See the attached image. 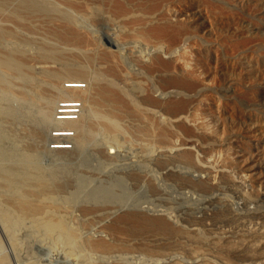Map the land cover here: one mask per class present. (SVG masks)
I'll return each instance as SVG.
<instances>
[{
  "label": "rangeland",
  "instance_id": "1",
  "mask_svg": "<svg viewBox=\"0 0 264 264\" xmlns=\"http://www.w3.org/2000/svg\"><path fill=\"white\" fill-rule=\"evenodd\" d=\"M78 1L0 4L23 13L46 8L48 15L78 19L98 36L111 34L128 77L119 69L104 73L120 84L125 79L130 97L148 108L141 95L161 101L157 117L165 137L155 150L143 145L149 136L140 137L139 130L146 116L118 105L121 129L108 131L97 117L95 141L83 158L52 160L37 141L20 142L36 155L34 166L18 164V194H35L42 174L61 179L75 189L60 200L79 214L70 221L82 239L70 245L68 257L67 246L52 235L27 222L6 227L0 215V255L7 254L9 264H264V0H86V7ZM115 1L126 9H111ZM136 12L181 22L180 42L165 37L154 45L133 37L137 24L129 19ZM86 59L97 72L111 56ZM162 59L172 62L151 64ZM180 102L183 107L175 108ZM93 103L96 111H109L103 101ZM40 105L33 99V107ZM105 142L124 153L108 159L100 149ZM0 192L1 199L12 194L1 186ZM164 211L171 216L166 226L158 218ZM88 236L103 237L109 246L94 247L85 242Z\"/></svg>",
  "mask_w": 264,
  "mask_h": 264
},
{
  "label": "bare ground",
  "instance_id": "2",
  "mask_svg": "<svg viewBox=\"0 0 264 264\" xmlns=\"http://www.w3.org/2000/svg\"><path fill=\"white\" fill-rule=\"evenodd\" d=\"M75 3L84 7L88 5L86 0ZM24 5L27 7V4ZM114 6L118 10L126 9L123 3L117 1L111 3L110 8L113 9ZM32 8L30 6L25 9ZM43 9V12L34 10L23 13L0 4V186L5 192L12 193L8 196L3 194L2 199L0 198V215L6 227L27 222L52 235L55 242L67 246L65 251L71 257L73 253L70 245L80 241L82 233L80 227L70 220L79 214L64 209L60 196L66 191L74 194L75 189L70 190L61 179L59 183H55L50 176L42 174L38 176L35 194L30 195L29 191L18 194V164L21 162L33 165L36 155L34 151L22 148V141H37L42 153L50 155L52 160L83 158L88 144L95 141L92 139V127L96 124L97 117L104 122L108 131L118 132L121 129L116 116L120 105L123 110L124 107H130L138 116H146L147 122L141 125L139 135L149 136L148 143L143 145L154 148L157 139L165 137L163 128H160L161 121L157 117L159 115L162 119L163 104L152 93L141 95L143 103L151 104L152 108L134 101L130 96L135 95L128 91L125 79L120 84L104 73H108V69L114 72L119 69L124 77H128L122 66L125 61L111 34L98 36L70 15H48L47 9ZM129 20L131 24H137V27L134 33L128 29V34L133 33V37H140L154 45L165 37L171 41L177 38L180 42L185 29L181 22L173 21L170 17L162 20L161 17L145 12L134 13ZM90 53L93 54L92 57L88 55ZM100 54L103 60L107 55L111 59L101 62V70L95 72L86 58L94 59L100 57ZM170 61L172 59H162L152 61L151 64L162 67L169 65ZM79 81L86 82L82 84ZM33 99L41 102V105L33 107ZM94 99L110 105L109 111H96V105L89 104ZM78 102L79 112L76 111ZM183 105L180 102L175 108H182ZM130 108L126 111L131 113ZM114 139L115 137L111 138ZM68 141H72L70 148L66 144ZM101 146V151L108 159L120 157L124 153L114 149L108 142ZM184 149L192 152L190 147ZM158 151L163 155L161 148ZM12 158H15L14 163L3 165L4 161L8 162ZM32 188L30 186L29 190ZM158 218L161 220L160 224L166 226L171 216L164 211ZM107 241L103 237L94 239L92 236L85 240L99 248H107ZM9 263L7 254L0 255V264Z\"/></svg>",
  "mask_w": 264,
  "mask_h": 264
}]
</instances>
